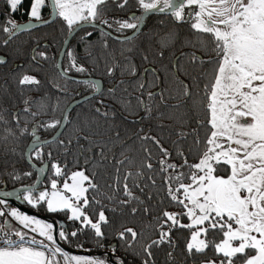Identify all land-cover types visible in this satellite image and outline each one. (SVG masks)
I'll list each match as a JSON object with an SVG mask.
<instances>
[{"label": "snow or ice", "instance_id": "6c2138e0", "mask_svg": "<svg viewBox=\"0 0 264 264\" xmlns=\"http://www.w3.org/2000/svg\"><path fill=\"white\" fill-rule=\"evenodd\" d=\"M4 2L9 13L14 14L21 9L25 0ZM108 3L109 0H47L53 14L65 22L69 34L83 29L85 25L93 29L101 26L111 29L116 25L114 30L117 33L123 34L124 30L135 33L141 30V24L152 13L168 14L176 23L190 22L194 37L186 39L182 47H190L194 51L181 52L180 57H187V63L198 72V75L189 77L193 82L191 85L179 81L183 89L180 95L185 102L193 96V86L197 90L196 96L199 97L188 109L197 113V127L192 129V134L196 137L193 146L185 153L181 141L189 133L183 130L176 132L177 140L173 141L177 158H182L183 163L178 165L169 162L171 152L163 146L160 138L148 134L138 137L141 141L151 140L159 148L162 158L156 161L159 164L157 175L163 174L167 198L173 204L181 206L182 211L165 210L161 216L154 217L155 231L159 235L147 243L140 239L144 236L143 231L138 233L133 228H124L116 233L121 241L120 247L125 252L131 250L132 255L141 257L142 264H155L153 249L167 244L174 250L177 244L171 233L180 228L190 232L184 249L185 262L191 259L195 264L197 257H205L200 260V264H264V0H135L136 7L141 10L140 15L133 12L127 19L112 18L111 22L107 16ZM112 3L117 8L124 9L129 0H112ZM45 6L46 0H31L27 10L31 22L17 23L9 20L0 26V31L7 34L3 43L7 45L13 37L29 31L34 24L54 22L42 18V9ZM92 34L86 32L85 37ZM101 36L104 38V49L108 48L109 38L120 40V36L113 37L111 32L104 31L103 28ZM177 38L178 34L174 31L166 33L159 42L161 51L158 55L163 57V50ZM131 40L132 36H124L121 43ZM66 53L70 58L69 68H63L59 63L54 65L59 70V75L67 78L65 87L53 85L58 92L65 94L68 92L67 80L72 79L68 72L72 69L81 74L88 71L78 63L70 49H66ZM38 55L47 59L43 51ZM87 58L95 59L91 50ZM144 59H148L147 55ZM32 60H36V55L32 56ZM3 63L5 61L0 58V64ZM172 66L176 72L185 71L179 58ZM124 71L132 76L136 75L134 65L130 68L125 65ZM150 71L155 74L156 70ZM114 72V67L107 68L109 76H113ZM155 79L159 80V77L155 76ZM176 79L179 80V77ZM201 81L204 82L202 90ZM18 83L22 86L39 85L40 81L35 76L23 74ZM73 83H83L104 97L100 80L88 78L83 81L73 80ZM146 84L149 82L145 80L136 85L141 94L136 99L140 110L145 114L140 119L152 118L153 105L143 99ZM124 91L127 92V89ZM107 93L109 97L118 99L115 97V86L108 88ZM154 96L153 92L147 93L149 101ZM160 100H164L163 91L160 93ZM31 102V98L23 101V112L35 118L41 113L31 111ZM98 103L103 105L104 99H100ZM125 103L130 104L131 101L126 100ZM42 107L46 110L47 105ZM68 107L65 105L62 109L61 119L40 121L32 125L31 131L27 122L24 127H20L19 113L12 114L20 136L32 137L22 156L28 160L30 169H35L36 180L39 181L40 175L45 173L49 164L52 176L49 177V186L42 189H38L37 183H29L12 190H0V264H124V258L115 255L117 247L104 244L107 238L104 229L110 224V220L105 215L102 202L95 196L90 198L88 195L90 191L98 192L100 188L94 182L95 174H86V166L92 162V158L85 157V167L68 174L66 163L62 166L52 159L51 150L44 151L53 141L42 139L38 135L39 128H63L71 119ZM58 108L59 104L53 107V111ZM95 111L105 117L108 115L107 112L101 113L99 107ZM0 123H8L2 113ZM201 130L203 136L200 135ZM6 131L9 136H15L11 128ZM81 138L88 139L87 136L76 137L77 141ZM71 143L69 140L68 144ZM59 144L64 146L67 153L68 148L64 142L59 141ZM12 151L15 154V149ZM143 151L145 158L139 165L127 157L116 163L123 165L127 160L130 166L137 169L135 177L142 179L145 168L154 170L151 149L144 146ZM189 154L195 155V163H189ZM100 155L103 157V151ZM33 161H39L42 166L37 167ZM76 163H79V158ZM116 173L114 183L109 185L113 194L106 196L110 202L116 200L115 193L120 187L119 168ZM6 174L15 183L31 177L33 172L13 169ZM61 177L62 185L59 180ZM130 179H133L132 172L124 176L123 194L127 199L120 200L119 204L126 206L133 200L143 204L129 187ZM148 179L155 188V178L148 176ZM135 187L140 185L137 183ZM15 201L34 210L43 208L54 216L63 214L66 219L49 221L34 214L30 215L21 210V206L15 204ZM93 204L101 205L98 213L92 207ZM139 210L138 207H133L131 211L135 215ZM111 211L114 212L115 209ZM151 211L147 206L143 208L145 215ZM183 217H187L188 223H182ZM69 222L73 225L71 230L67 227ZM147 227L153 226L150 224ZM81 235L85 236V240L79 241ZM129 235L131 239H128ZM73 240L79 241L76 247L85 254L75 255L65 250L63 245H70ZM88 242L98 249L107 247L112 256L107 252L104 255L89 254L92 249L84 247ZM134 245H140V250L133 247ZM209 249L213 252L211 257L206 254ZM167 257L170 262L173 252L168 251Z\"/></svg>", "mask_w": 264, "mask_h": 264}, {"label": "trees", "instance_id": "16d2710c", "mask_svg": "<svg viewBox=\"0 0 264 264\" xmlns=\"http://www.w3.org/2000/svg\"><path fill=\"white\" fill-rule=\"evenodd\" d=\"M31 0H25L21 9L14 14L9 13V9L4 0H0V26L7 23L9 15H14L19 20L27 18V10L30 7ZM106 8L107 16L110 19L128 16L135 12L140 15L141 10L136 7L135 0H129V4L124 9L116 7L112 0H109ZM44 16L43 18H45ZM110 30L115 32L116 25ZM109 29V28H108ZM93 30H84L77 34L72 40L68 49H70L77 59V61L87 67L88 73L91 76L98 78L105 82L109 80L108 87L115 86V97L113 99L108 96L107 92H104V97L98 95L79 106L75 107L70 114V121L65 123L63 135L50 143L48 147L44 149L45 152L51 150L52 159L58 161L62 166L66 163V171L70 174L72 171L79 170V168L85 167L84 158L91 157L92 162L86 166V174L94 176V182L100 186L98 192H89V197L95 196L97 200L102 202V206L105 210V215L109 218L110 224L105 226L106 239L104 244L107 246L112 244L117 247L115 253L116 256L124 258V264H142L141 257L132 255L131 250L125 252L124 248L120 247L121 241L116 235L124 228H133L138 233L144 232V236L140 239L143 243L149 242L150 239H155L159 233L155 231L156 221L154 217L161 216L163 211L180 212L182 207L173 204L170 198H167L163 174L159 173V164L156 161L162 158L159 148L151 141H141L138 137L148 134L160 138L163 146L168 148L171 152L169 162L176 164L183 163L182 158H177L174 151L173 141L177 140L176 132L183 130L189 135L187 138L181 141L185 153H188V149L193 146L195 141V135L192 134V129L196 128L197 113L195 111H188L191 108L193 101L198 100L196 96V88L193 86V96L185 102L180 93L183 89L179 81H184L185 84H192V80L189 78L192 75H198L196 69L189 63H187V57L181 58V52L189 53L194 51L190 47H182L183 42L186 39H192L194 32L190 27V22L176 23L171 16L167 15H151L145 19L142 24L140 33L131 41L121 43L111 38L108 39V48L102 47L103 37L100 32H94L89 37H82L86 32ZM169 31H174L178 34V38L174 43L170 44L163 50V57H160L158 53L161 51L160 40ZM132 30H124L123 34L128 35L132 33ZM68 34V30L65 22L61 18H57L52 24L30 32L26 37L20 39L21 46H14L13 48L20 52L17 57L18 61L26 60L24 68H19L15 71H11L7 81L0 84V113L4 115L7 124L0 123V187L6 186L7 188L21 187L22 184L34 183L36 180V172L34 169H30L29 164L25 161L22 153L25 148L30 144L32 137L25 135L20 136L19 129L17 128V122L12 119L13 113H19L21 119L19 121L20 127H24L27 122L29 131L33 124L40 121H51L62 118V109L65 105H69L74 97L70 95L62 94L58 96L53 87L54 84H60L66 82L62 78L57 69L54 67L56 64L58 52L60 46ZM6 36V33L0 31V39ZM45 44V45H43ZM38 46V47H37ZM34 48V55L36 60H40L42 63L36 64L30 58V51ZM6 49L0 48V51ZM91 50L92 56L95 59L87 58L88 52ZM45 52L47 59H41L38 53ZM199 54V53H198ZM147 55L148 59L145 60L144 56ZM16 57V56H15ZM183 66V72H176L173 68V62L177 61ZM207 57H205L206 59ZM64 64L69 63V59L66 56L63 59ZM119 67H116V65ZM129 68L134 65L136 68V75L132 76L124 71V66ZM114 67L115 72L113 76L107 74V68ZM149 69V71H145ZM155 69V74L150 70ZM187 73V74H185ZM23 74L35 76L39 81V85H19V78ZM155 76L159 77V80L155 79ZM179 77V80L176 77ZM4 77V76H3ZM148 81L144 89L143 99L146 103L153 105V112L151 119H140L145 114L140 110L136 97L141 94L137 90L136 85L139 82ZM2 81V76L0 77ZM123 81V83L121 82ZM203 81L200 83L201 90L203 89ZM65 87V85L63 86ZM67 89H80L81 85L67 81ZM127 89V92L124 90ZM163 91L164 100L161 102L160 93ZM153 92L155 96L152 101L148 100L147 93ZM125 94V96H124ZM26 98H31V104L29 107L31 111H39L41 114L32 118L28 113H24L23 109L25 104L23 101ZM104 99V104L98 103L100 99ZM130 100V104H126L125 101ZM206 103V101H205ZM59 104V108L53 111V107ZM42 105H47L46 110ZM178 106V107H174ZM99 107L101 113L107 112L105 117L100 113H97L95 109ZM127 109V110H125ZM14 111V112H13ZM134 113V114H130ZM187 121V123H183ZM162 126V127H161ZM11 128L15 136H9L6 129ZM56 129L45 130L43 128L38 129V135L42 139H48L55 133ZM203 136V131L200 133ZM87 136L88 139H79L76 137ZM7 137V139H3ZM16 137H19L17 140ZM71 140L72 143L68 144ZM59 141H63L67 146L68 151L65 153L64 146L59 144ZM147 146L153 153V171L144 169V177L141 179L135 177L136 167L129 165L127 160L123 165H117L118 160H123L127 157L129 160H134L136 165H139L145 158L143 147ZM12 149H15V154ZM90 149V151H89ZM103 151V157L100 153ZM123 153V155H122ZM77 158L79 163L77 164ZM189 163H195V155H187ZM37 166H42L39 161H33ZM119 168V191L115 193L116 200L110 202L106 196L113 194V189L109 185L114 183L116 178V169ZM16 169L20 172L29 171L33 172L31 177H26L21 181L13 182L11 177L6 173L12 172ZM132 172L133 179L128 181L129 187L132 192L143 204H138L136 200H133L130 204L122 206L119 204L120 200H125L127 197L123 194L124 176L126 173ZM52 176L51 165H48L45 172V178L39 189L49 186V177ZM148 176H153L156 180V187L151 186V181ZM55 178V177H52ZM60 184L63 182V177L59 178ZM188 181H185L187 183ZM139 184L140 187H135V184ZM147 185V186H145ZM143 188V191H141ZM151 194V199L149 195ZM147 206L152 209L150 214L145 215L143 208ZM92 207L98 213L101 210V205L93 204ZM138 207L140 210L133 215L132 208ZM115 211H111V209ZM25 209L31 210L35 215L43 219L52 220H64L66 217L63 214L54 216L48 214L43 208L34 210L29 206ZM182 223H188L187 217L182 218ZM152 225V228L147 227ZM78 226V225H76ZM69 230L73 228L71 222L67 224ZM91 235V233H89ZM172 238L175 240L177 247L173 250L169 245H162L159 249H153L155 264H193L191 259L185 262L186 253L184 251L185 244L190 237V232L187 229H174L171 233ZM131 239V236H128ZM85 240V236L81 235L79 241ZM78 240H73L69 244H64L63 247L70 254L83 255V251L76 247ZM85 248H91V255H104L108 253L111 257L112 253L107 247L103 249L95 248L93 243L88 242L84 245ZM138 251L140 245H134ZM173 252V259L169 262L167 252ZM208 257L213 255L212 250H206ZM205 257H197L195 264H200V260Z\"/></svg>", "mask_w": 264, "mask_h": 264}, {"label": "flooded vegetation", "instance_id": "af4514ba", "mask_svg": "<svg viewBox=\"0 0 264 264\" xmlns=\"http://www.w3.org/2000/svg\"><path fill=\"white\" fill-rule=\"evenodd\" d=\"M49 6V5H48ZM49 15H50V7H49V14H47V13H44V14H42V18L44 17V16H46L45 18H43L44 20L45 19H47L48 17H49ZM137 15V14H136ZM153 15H156V14H153ZM162 15H167V16H170V15H168V14H162ZM28 16V15H27ZM151 16V15H150ZM148 17V16H147ZM146 17V18H147ZM57 18H58V16H57ZM57 18H56V20H57ZM145 18V19H146ZM119 19H122V20H124V19H126V17L125 16H121ZM9 20H11V21H14V22H17V23H24V22H26V21H28L29 20V18L27 17L26 19H24V20H19V19H17V18H15L14 17V15H9V18H8V20H7V22L9 21ZM55 20V21H56ZM54 21V22H55ZM52 24V23H51ZM50 25V24H49ZM46 26H48V25H46ZM46 26H43V27H46ZM43 27H41V28H43ZM100 28H103L104 29V31H108V32H111L112 33V35L113 36H120V37H124V36H128V35H130V34H132V33H130V34H128V35H118V34H116L115 32H112L110 29H108L106 26H101ZM114 28V27H113ZM141 28H142V26H141ZM38 29H40V28H38ZM93 30L94 32H100L101 33V29H99V28H95V29H93V28H83V29H80L78 32H76L74 35H73V37L71 38V40H70V42L68 43V45H67V47H66V49H68L69 48V46H70V44H71V42H72V40L75 38V36L77 35V34H79L80 32H82V31H84V30ZM35 30H37V29H35ZM35 30H33V31H35ZM93 31H88V32H92V33H94ZM141 31V30H140ZM30 32H32V31H30ZM30 32H26V33H20V34H18L17 36H15V37H13L9 42H8V44L7 45H5L4 43H3V41L4 40H6L7 39V34H6V36H4L3 38H1L0 39V48L2 47V48H6V49H4V50H2V51H0V58H2L4 61H5V63H3V64H0V77L2 76V81H0V84H3V83H5L6 81H7V79H8V77L10 76V73H11V71L13 70V71H15V70H17V69H19V68H24V64L26 63V60L27 59H25V60H20V61H18L17 59H18V57H17V55L20 53V52H17V50L16 49H14L13 47L14 46H18V48H19V46H21L22 44H20V39H22V38H24V37H26V35L27 34H29ZM140 33V32H139ZM69 34V33H68ZM67 34V35H68ZM67 35H66V37H67ZM66 37H65V39H66ZM83 38L85 37V34L82 36ZM89 37V36H88ZM136 37V36H135ZM134 37V38H135ZM86 38V37H85ZM65 39L63 40V42H62V44H61V46H60V49H59V52H60V50H61V48H62V46H63V43H64V41H65ZM133 39V38H132ZM113 40H115V39H113ZM115 41H117V40H115ZM121 42V41H120ZM43 45H45V44H43ZM38 47V46H37ZM38 48H34L33 50H31L30 51V58H31V60H32V56L34 55V53H35V51L34 50H37ZM66 49H65V51H64V53H63V56H62V59H61V65L63 66V68H69V66H70V58L67 56V53H66ZM40 52V51H39ZM59 52H58V56H59ZM16 56V57H15ZM39 56V55H38ZM58 56H57V60H58ZM66 56V58L67 59H69V63L68 64H64V57ZM40 57V56H39ZM41 58V57H40ZM41 59H43V58H41ZM57 60H56V64H57ZM32 61H34L36 64H42L41 62H40V60H32ZM79 63V62H78ZM80 64V63H79ZM87 68V67H86ZM57 72L59 73V71H58V69H57ZM4 76V77H3ZM68 76L69 77H72V78H76V79H88V78H92V79H97V80H99L98 78H96V77H94V76H91L88 72H85V73H83V74H81V73H78V72H76L74 69H72V70H70L69 72H68ZM62 78H64L65 80H66V78L65 77H62ZM67 81H71V82H73V80H67ZM101 81V87H102V90L104 91V92H107V89L108 88H110V87H108L109 86V84H110V82H109V80L108 79H106L105 80V82H103L102 80H100ZM80 85H81V87H80V89H69L68 90V92H67V94H65L64 92H58L56 89H55V91H56V93L58 94V96H61L62 97V94H65V95H70V96H72V97H74L72 100H74V101H76V100H79V99H81V98H84V97H86V96H88V95H91V94H93L94 93V91L93 90H91V89H89V88H87V86L86 85H84L83 83H79ZM62 88H63V86L65 85V82H61L60 84H59ZM1 86V85H0ZM98 95H96V96H93V97H91L90 99H92V98H94V97H97ZM124 96H125V94H124ZM27 99V98H26ZM90 99H88V100H90ZM88 100H86V101H88ZM74 101H72V102H74ZM86 101H84V102H86ZM71 102V103H72ZM83 102V103H84ZM82 104V103H81ZM80 105V104H79ZM79 105H77V106H79ZM76 106V107H77ZM75 108V107H74ZM73 108V109H74ZM72 109V110H73ZM71 110V111H72ZM70 111V112H71ZM14 112V111H13ZM69 112V113H70ZM64 128H65V126H64ZM64 128H63V130H64ZM56 131H57V129H56ZM56 131H55V133H56ZM63 132V131H62ZM54 133V134H55ZM53 134V135H54ZM61 135V134H60ZM52 137V136H51ZM50 137V138H51ZM60 137V136H59ZM58 137V138H59ZM57 138V139H58ZM49 139V138H48ZM47 139V140H48ZM56 139V140H57ZM54 142V141H53ZM29 145V144H28ZM27 145V146H28ZM27 148V147H26ZM26 148H25V150H26ZM26 161V160H25ZM29 164V163H28ZM37 166V165H36ZM37 167H39V166H37ZM34 171H35V169H34ZM46 171H47V169H46ZM45 171V172H46ZM36 172V171H35ZM36 175H37V173H36ZM44 178H45V173H44ZM43 181H44V179H43ZM43 181H42V183H43ZM35 182H36V180H35ZM34 182V183H35ZM41 183V184H42ZM41 184H40V186H41ZM40 186L38 187V189L40 188ZM10 189H13V188H7L6 186H3V187H0V190H10ZM27 205H22L21 206V210H23V211H25V210H29V209H25V207H26ZM31 211V210H30ZM33 213V212H32ZM35 215V214H34ZM41 218V217H40ZM43 219V218H42Z\"/></svg>", "mask_w": 264, "mask_h": 264}, {"label": "water", "instance_id": "95a60500", "mask_svg": "<svg viewBox=\"0 0 264 264\" xmlns=\"http://www.w3.org/2000/svg\"><path fill=\"white\" fill-rule=\"evenodd\" d=\"M49 7H50V6H49ZM153 14H156V15H162V13H152V14H149L148 16L153 15ZM56 18H57V16H55V15L53 14V11H52V9H51V7H50V15H49V17H48L47 19H45V20L55 21ZM29 22H31V21L28 20V21H26V22H24V23H29ZM52 23H53V22H52ZM49 24H51V23H48V24H34V26H33L29 31H27V32L33 31V30H35V29L41 28V27L46 26V25H49ZM141 26H142V24H141ZM141 26H140V29H141ZM84 28H92V27L89 26V25H85ZM97 28L101 29L100 27H97ZM78 31H79V30H78ZM78 31H77V32H78ZM139 32H140V31L135 32V33H132V34H130V35H128V36H132V38H134L135 36H137V35L139 34ZM23 33H26V32H23ZM75 33H76V32H75ZM75 33H72V34H68V35H67V37H66V39H65V41H64V43H63V46H62V48H61V50H60V52H59V56H58L57 63L61 64V59H62L63 53H64V51H65V49H66L68 43L70 42L71 38L73 37V35H74ZM112 36H113V35H112ZM113 37H115V36H113ZM115 40H116V39H115ZM122 40H123V37H120V40H117V41H122ZM58 71H59V70H58ZM71 78H72V77H71ZM66 79H67V78H66ZM70 80H79V81H83V80H85V79H76V78H72V79H70ZM96 95H98V94H96V93L94 92V93L91 94V95H88V96H86V97H84V98H81V99H79V100H76V101L70 103V104L68 105V106H69V107H68V112H70V111H71L74 107H76L77 105L83 103L84 101H86V100H88V99H90L91 97L96 96ZM85 98H88V99H85ZM63 128H64V127H63ZM63 128H59V129L56 131V133H55L51 138H49L48 140H49V141H55V140L60 136V133H62ZM54 137H55V140H53ZM26 149H27V148H26ZM25 151H26V150H25ZM25 160H26L27 163H29L28 160H27L26 158H25ZM43 179H44V174H41V175H40V179H39V181L36 180V182H35V183H37V187L40 186V184L42 183ZM10 190H12V189H10ZM7 199L12 200L13 198H7ZM14 203L17 204V205H20V202H19V201H15ZM20 206H22V205H20ZM25 211H26L28 214H30V215L34 214V213H32V211H30V210H25Z\"/></svg>", "mask_w": 264, "mask_h": 264}, {"label": "rangeland", "instance_id": "374dc122", "mask_svg": "<svg viewBox=\"0 0 264 264\" xmlns=\"http://www.w3.org/2000/svg\"><path fill=\"white\" fill-rule=\"evenodd\" d=\"M47 13L49 14V6L47 5V0H46V6L42 9V14ZM28 17V16H27ZM29 18V17H28ZM63 183V182H62ZM61 183V185H62ZM40 218V217H39Z\"/></svg>", "mask_w": 264, "mask_h": 264}]
</instances>
